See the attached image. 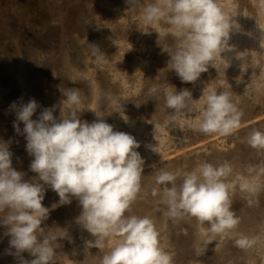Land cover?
Instances as JSON below:
<instances>
[{
  "label": "rangeland",
  "instance_id": "rangeland-1",
  "mask_svg": "<svg viewBox=\"0 0 264 264\" xmlns=\"http://www.w3.org/2000/svg\"><path fill=\"white\" fill-rule=\"evenodd\" d=\"M4 1L0 0V141L8 143L12 166L24 173L25 180L34 182L38 177L30 170L34 157L26 150L23 122H19L21 133L13 127L17 109L12 105L35 99L38 107L32 119L53 106V114L59 118L60 110L63 115L71 111L62 91L72 89L80 95L76 115L82 121L91 123L98 118L97 113L115 131L129 133L139 142L136 151L144 160L141 189L125 215L153 216L150 219L159 233V245L172 256V264H179L177 234L185 231L199 234L200 227L210 225L201 226L190 216L177 220L168 217L167 205L162 202L164 186L155 180L161 170L175 173L178 186L185 174L202 163L214 166L229 163L232 171L224 182L229 185L231 205L238 220L240 214L264 197V149L247 143L253 131L264 133V47L249 48L244 38L259 36L264 43V32L260 31L264 29V0H216L224 15L232 18V23L240 24V29L232 30L231 34L239 36L241 51L232 57L233 64L225 63L223 53L215 56L194 83L179 79L171 69L169 54L162 50L174 51L178 46L171 35V26L164 20L148 24L143 19V7L157 0H132L130 4L128 0H33L34 5L28 11L19 8L17 0H10L8 8ZM12 11L16 19L3 16ZM94 47L103 53L101 61L93 55ZM197 84L200 89L194 91ZM165 88L177 91L187 88L192 94L191 111L176 113L167 108ZM209 89L218 94L229 92L230 101L241 113L240 127L231 135L205 134L189 127L197 123L204 110V96ZM123 117L128 118L127 122ZM150 177H154L157 188L155 196L151 195L154 188L147 190L142 184ZM245 180L257 193L240 189ZM44 187V200H49H43L45 206L59 200L56 192L47 185ZM80 212L79 201L72 197L70 204L50 209L48 219L41 225L42 231L37 232L38 238L56 237L52 241V264H100L118 239H106L102 250L85 248V241L94 237L76 223ZM156 212L160 217L154 220ZM6 231V226L0 224V264H23L34 259L27 251L17 255L9 245ZM236 237H259L264 244V213L259 209L249 227L238 223L226 233L204 236L200 244L214 248V244H228ZM203 254H198L205 257L203 264L208 259L215 260L212 253ZM197 256H189L190 263L200 264ZM262 256L264 251L259 252L254 264H264Z\"/></svg>",
  "mask_w": 264,
  "mask_h": 264
},
{
  "label": "clouds",
  "instance_id": "clouds-1",
  "mask_svg": "<svg viewBox=\"0 0 264 264\" xmlns=\"http://www.w3.org/2000/svg\"><path fill=\"white\" fill-rule=\"evenodd\" d=\"M143 19L148 24L164 20L171 26L178 46L174 51L162 50L169 54L171 69L182 82H196L215 56L231 50L226 45L233 25L216 0H157L143 7ZM92 52L97 61L103 59L98 47ZM163 91L167 108L176 113L191 111L192 94L187 88ZM62 93L71 111L63 115L60 110L59 118L54 116L53 106L32 119L38 107L35 99L12 105L17 109L13 127L21 133L19 122H23L26 150L34 157L30 170L38 180L24 179V173L12 166L8 143L0 141V224L7 228L10 247L17 255L27 251L34 257L23 264H52V241L56 237L37 236L50 212L43 204L47 185L59 197L52 208L70 204L72 197L79 201L81 212L76 223L94 237L85 241V248L102 250L106 239L118 238L100 264H172V256L159 245L154 222L147 216L125 215L141 189L144 160L136 151L139 142L129 133L115 131L95 110L96 120L82 121L76 115L81 105L79 93L72 89ZM230 95L209 89L204 96V110L197 123L189 127L205 134L231 135L240 127L241 113ZM123 118L127 122L128 118ZM247 143L264 149V133L253 131ZM152 150L156 152L155 147ZM231 171L227 162L216 166L205 162L185 174L177 186V175L161 170L155 180L164 186L162 202L167 205L168 217L177 220L190 216L201 226L207 223L209 228H199L201 236L234 229L239 220L231 210L229 185L224 182ZM240 189L252 190L246 180L240 183ZM152 194L157 195V191L154 189ZM253 243L247 237L235 241L242 249Z\"/></svg>",
  "mask_w": 264,
  "mask_h": 264
},
{
  "label": "bare ground",
  "instance_id": "bare-ground-1",
  "mask_svg": "<svg viewBox=\"0 0 264 264\" xmlns=\"http://www.w3.org/2000/svg\"><path fill=\"white\" fill-rule=\"evenodd\" d=\"M9 2H11V1L10 0L4 1L7 8L9 7V6H7V5H9V4H7ZM16 3H18L20 6L19 8L23 9L24 11H28L29 9L32 8L31 5H34L33 0H17ZM28 13H30V12H26V15H28ZM17 14L20 16L21 12L17 11ZM3 16L5 18L13 17L16 19L15 11L5 12V13H3ZM15 19H13V20H15ZM232 22H233L232 18H230L229 23L231 25H233V28L230 30V33H229L230 38H229L228 44L226 45V48H229L231 50H226L223 52V57H224L223 60H225L226 64L232 63L231 62L232 57H236V54H238L241 51L239 49L240 48L239 45L241 43L239 36L236 35L235 37H233L231 34L232 30L234 31L235 29H237V30L240 29V24L238 21H234V23H232ZM123 31L124 30H121V32H123ZM252 37H254V34L252 35ZM244 38H245V44H247L249 46V48L252 47L253 49H255V48L258 49V48L264 47V43L262 42V39L259 38V36L256 38H251V36H245ZM198 88L200 89L199 84L194 86L193 90L197 91ZM196 101L200 105V102H198V99ZM154 183H155L154 177L146 178L142 182V184H144V186L147 190L154 188V185H155ZM154 189H157V188H154ZM248 192L249 193L250 192L251 193H254V192L257 193V190L256 189H255V191L250 190ZM151 195H152V193H151ZM149 197H151V196H149ZM44 201L49 202L48 198ZM56 202H53L51 205H48L46 207H49V209H52L51 206ZM136 203L138 205H142V203L139 201H136ZM232 206L233 205H231V210L233 211ZM259 209H260V212L262 211V213H264V197L258 201H255L254 205H251V207H249L248 210H245L242 214H240L241 216L239 219V224L242 227L243 226L249 227V225L253 224L254 220H256V216L258 215ZM145 216H146V214H144V213H143V215L141 214V217H145ZM154 216H155L154 220L160 217L158 212H156L154 214ZM150 218L153 219V216H151ZM239 235H243V236L246 235L247 236L248 234H239ZM248 236H250V235H248ZM203 238H204V236H201L200 234H187L186 231L182 232L181 234H177V242L176 243L177 244L179 243V253H178L179 257H177L178 258L177 260L179 261L178 262L179 264H192V263H190L189 256H192V255L197 256L198 254L204 255L203 253H208V254L212 253L213 255L216 256L215 260L212 262L210 261L211 259H208L207 264H254V262H256V260L258 259V257H256V256L259 254V252L264 251V244L262 241H260L259 237L257 239H250V240H253L254 243L252 244L251 247H248L246 249H242V248L236 246L235 241L237 239H239L240 237H236V238L231 239L230 241H228V244L226 243V244L221 245L219 243H216V244H214L215 245L214 248L202 246L200 244V242ZM226 245H227V247H226ZM217 246H220V247L216 248ZM253 254H255V256ZM201 256L198 255L197 257H199L200 264H203V260L205 257H201ZM248 257H250V258L255 257V258L248 260ZM263 257L264 256H262V258Z\"/></svg>",
  "mask_w": 264,
  "mask_h": 264
}]
</instances>
